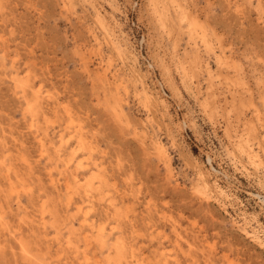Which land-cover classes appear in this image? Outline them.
Segmentation results:
<instances>
[{"label":"rangeland","instance_id":"obj_1","mask_svg":"<svg viewBox=\"0 0 264 264\" xmlns=\"http://www.w3.org/2000/svg\"><path fill=\"white\" fill-rule=\"evenodd\" d=\"M0 264H264V0H0Z\"/></svg>","mask_w":264,"mask_h":264},{"label":"bare ground","instance_id":"obj_2","mask_svg":"<svg viewBox=\"0 0 264 264\" xmlns=\"http://www.w3.org/2000/svg\"><path fill=\"white\" fill-rule=\"evenodd\" d=\"M43 146H44V144H43ZM45 147V146H44ZM44 149V148H43ZM159 149H160V147H159ZM44 155V154H43ZM253 156V155H252ZM113 228V227H112ZM99 234V233H98ZM104 234V233H103ZM102 236V235H101ZM102 239V238H101ZM104 242V241H103ZM130 255V254H129Z\"/></svg>","mask_w":264,"mask_h":264}]
</instances>
